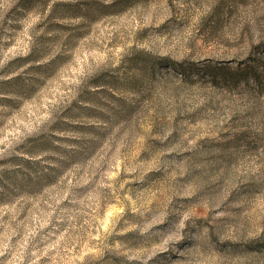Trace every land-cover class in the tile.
I'll return each instance as SVG.
<instances>
[{
	"label": "rangeland",
	"instance_id": "obj_1",
	"mask_svg": "<svg viewBox=\"0 0 264 264\" xmlns=\"http://www.w3.org/2000/svg\"><path fill=\"white\" fill-rule=\"evenodd\" d=\"M0 264H264V0H0Z\"/></svg>",
	"mask_w": 264,
	"mask_h": 264
}]
</instances>
